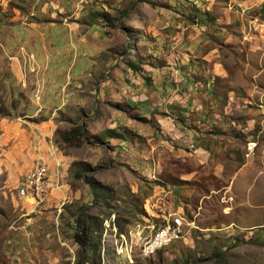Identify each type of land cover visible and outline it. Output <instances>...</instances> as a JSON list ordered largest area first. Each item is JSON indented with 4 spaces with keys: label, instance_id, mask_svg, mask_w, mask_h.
Returning <instances> with one entry per match:
<instances>
[{
    "label": "rangeland",
    "instance_id": "374dc122",
    "mask_svg": "<svg viewBox=\"0 0 264 264\" xmlns=\"http://www.w3.org/2000/svg\"><path fill=\"white\" fill-rule=\"evenodd\" d=\"M241 4L0 0V264H264V15ZM231 88L235 163L219 125L199 123L225 115ZM193 95L202 109L181 110ZM201 141L222 179L235 167V197L211 191L222 184ZM38 162L45 191L21 197ZM176 213L185 231L163 249L132 262L115 251L117 232L135 239ZM78 216L93 223L87 248Z\"/></svg>",
    "mask_w": 264,
    "mask_h": 264
},
{
    "label": "crops",
    "instance_id": "0c3cea01",
    "mask_svg": "<svg viewBox=\"0 0 264 264\" xmlns=\"http://www.w3.org/2000/svg\"><path fill=\"white\" fill-rule=\"evenodd\" d=\"M242 7H243V11H247L250 12L251 7H253L254 9L256 8L258 13L257 15H264V0H242ZM255 21V20H254ZM192 62V61H191ZM220 68L218 69V71H220V75L222 77H224V75H227V71H222L223 67L219 66ZM226 77V76H225ZM207 80H209V85L207 86V89L203 92L204 95H198L200 98L206 95H209L211 92V85L213 84V77H208ZM187 82H190V80L188 79ZM191 83V82H190ZM208 83V81H207ZM189 85V84H188ZM188 85H184V93L188 92ZM181 91V90H179ZM183 93V94H184ZM229 94H230V102L229 104H226L227 106H225V115L227 117H222L219 118V120L216 122L215 118L213 117V115L211 116V118H209V122L206 123L207 119L205 118V112L202 111V113H200L201 117L203 118L202 120H199V123L201 125H204L205 127H207L206 130H204L205 132H208L210 127L212 126V124L214 125L215 123H217V126L219 125V128L217 130H215L216 135L215 136H221V141H218V144L223 143L224 148L227 149V146L230 147V149H227L228 154H224L227 158V161H231L235 163V154H237L238 152H235V148H237V142L238 139H235V135L232 136L231 134L232 131L235 132V124L238 122L235 119V114H232V111L235 112V110H230L228 107H232L233 104H235V90L232 88L229 90ZM193 97H195L194 99H192ZM182 98V97H181ZM197 98V95H193L192 97H189V104L182 106V108H180L181 110H191L193 111V108L196 110H200L201 108V104L202 103H197V101L193 102L195 99ZM197 103V104H196ZM168 107H170L168 105ZM211 111V108L208 106V112ZM188 115V114H187ZM215 116L220 117L221 115L218 113ZM185 118V117H184ZM253 120H248L249 124L248 126H251ZM241 123V122H240ZM238 125L240 126L241 129H238L239 131H242L243 133H245V131H248L249 128L248 126H246L243 122L241 124L238 123ZM246 126V127H244ZM228 128H232L228 130ZM207 135V134H206ZM206 139V136H205ZM220 140V139H219ZM245 143H247L248 138L246 137L245 139ZM204 142V141H201ZM241 142V141H240ZM248 144V143H247ZM202 147H199L197 152V157L199 158L200 162L203 163V166L205 168H214L213 171H211L210 173H212V175H215V180L218 181L219 187H214L211 191L212 192H218V193H224L227 192L228 195L235 197V167L232 170V174L227 177L226 179H222L224 176V166L223 163L220 162L221 158H218V161H215L212 163L211 161V152L207 149V144L204 142L203 145H201ZM228 147V148H229ZM238 149V148H237ZM246 144L243 145V148L241 150V155L242 158L249 160V157L251 154H249V150ZM237 151V150H236ZM221 155V154H220ZM248 163H245L244 166L246 167ZM211 165H213L212 167H210ZM238 168V167H237ZM207 172V175H209L210 173H208L207 170H205ZM206 172L204 171H200L199 174H206ZM231 178V179H230ZM233 179V180H232ZM224 181V182H223ZM233 188V190H231ZM220 196H222V194H220ZM223 197V196H222Z\"/></svg>",
    "mask_w": 264,
    "mask_h": 264
},
{
    "label": "built area",
    "instance_id": "2783aa9c",
    "mask_svg": "<svg viewBox=\"0 0 264 264\" xmlns=\"http://www.w3.org/2000/svg\"><path fill=\"white\" fill-rule=\"evenodd\" d=\"M251 143H249L250 147H252ZM49 169L50 166H47L45 162L34 164L18 186L19 195L21 197L42 196ZM136 230L135 239L131 235H125L124 232H117L113 237L115 251L119 254L125 253L130 262L133 261L132 256L136 253L142 257L143 255L149 257L180 238L185 231V217L176 213L169 218L165 217L161 223L139 225Z\"/></svg>",
    "mask_w": 264,
    "mask_h": 264
},
{
    "label": "trees",
    "instance_id": "16d2710c",
    "mask_svg": "<svg viewBox=\"0 0 264 264\" xmlns=\"http://www.w3.org/2000/svg\"><path fill=\"white\" fill-rule=\"evenodd\" d=\"M149 1V0H146ZM191 17V16H190ZM128 64L134 68L135 70L139 69V65H137L136 63L133 62H128ZM74 135V133L71 131L70 132V136ZM112 135L116 138H122L123 134H120L119 132H115L113 131ZM82 216L86 217L87 215L83 214ZM76 228L79 227V229H76L74 231V236L76 241L81 245V247L83 248H87L90 245V242L92 241V235H93V223L90 219L85 218V220H80L79 216L76 219ZM85 256H83V258L79 261L78 264H82L83 261L85 260L84 258Z\"/></svg>",
    "mask_w": 264,
    "mask_h": 264
}]
</instances>
